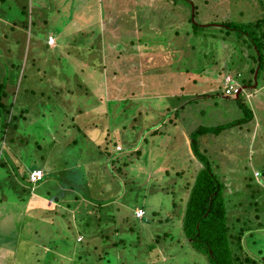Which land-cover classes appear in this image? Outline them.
I'll return each mask as SVG.
<instances>
[{
  "label": "rangeland",
  "instance_id": "obj_1",
  "mask_svg": "<svg viewBox=\"0 0 264 264\" xmlns=\"http://www.w3.org/2000/svg\"><path fill=\"white\" fill-rule=\"evenodd\" d=\"M147 6L161 17L144 20ZM0 17V82L6 98L14 93L10 113L26 120L12 146L4 134L7 148L0 142V264H206L181 220L187 186L203 167L189 150L201 128L199 152L232 193L231 227L250 221L240 254L264 264V211L249 203L264 178V54L260 69L241 30L258 31L264 0H4ZM87 25L88 38L76 31ZM12 31L22 36L14 56L5 40ZM77 42L85 54L72 48ZM228 75L249 91L226 98ZM71 118L84 130L68 129ZM101 160L97 189L96 179L88 183L97 209L72 202L57 173L76 169L85 182ZM35 167L45 179L27 187ZM42 196L58 200L56 213L49 203L37 208Z\"/></svg>",
  "mask_w": 264,
  "mask_h": 264
},
{
  "label": "trees",
  "instance_id": "obj_2",
  "mask_svg": "<svg viewBox=\"0 0 264 264\" xmlns=\"http://www.w3.org/2000/svg\"><path fill=\"white\" fill-rule=\"evenodd\" d=\"M0 2L4 3V0H0ZM37 13V12H36ZM153 14V12H152ZM40 14H38L39 16ZM158 19L161 15H158ZM195 16L193 12V17ZM168 16H165L164 19H167ZM5 22V18L0 17V23ZM44 23V22H43ZM234 23H228L227 26L232 29ZM256 29L258 31L254 33H247L244 28V34H246V42L248 46L254 47L256 53V57L253 55L254 63L258 60L261 69V59L264 54V18H260L256 21ZM234 28V27H233ZM233 30V29H232ZM195 31V29L193 30ZM13 33V31H12ZM239 34V29L236 32ZM248 34V35H247ZM49 37V36H48ZM47 37V38H48ZM12 38V37H11ZM11 38L6 36L5 40L9 42ZM56 43V41H55ZM73 46L72 48L82 50V54H85L87 50L80 46L79 43ZM80 46V47H79ZM53 50L56 47L52 48ZM85 60L86 57H83ZM91 63V59L89 61ZM250 73L253 75L254 69L251 68ZM58 75L57 79L60 80L59 73H54V75ZM61 81V80H60ZM65 82V79L63 80ZM251 84V82L249 83ZM7 87L5 81L0 82V142L3 143V147L7 148V141L5 144V137L3 134L8 138V145L12 146L14 142L13 133L20 131V129L25 128V114L23 112H19L18 114L10 113V108L14 109V101L12 103L11 98L14 95L13 91L11 92V97H7ZM66 90V87H63ZM69 92V90H68ZM70 93V92H69ZM71 95V94H70ZM4 98L6 100L4 101ZM108 105V102L106 103ZM243 104L240 103V106ZM250 110V109H249ZM245 111L247 116V121L252 118L251 110ZM81 111V109H80ZM10 114V115H9ZM169 114L166 113L164 118H166ZM7 117L8 121H7ZM169 118L166 120L165 125H169L171 121L174 119L173 116H168ZM163 118V119H164ZM164 121V120H163ZM72 124L68 126L69 128H78L81 127L76 119L71 118ZM21 125V127H20ZM82 128V127H81ZM83 129V128H82ZM222 128L214 129L210 132L209 135L212 133H221ZM84 130V129H83ZM207 129L201 128L198 131L191 132L190 138V148L192 149L193 155L195 158L202 163L203 167L197 171L195 179L192 185L187 186V190H189L188 198L185 203V207L182 213V231L183 236L187 240V245L190 246L192 251L200 254L202 257L205 258L206 264H261V260H257L253 257H250L246 254L241 256L240 252L242 250V242L243 237L245 234L251 231V229H246L245 227L248 226L250 222L247 223L246 226L239 227V230L235 231L231 226L230 222L228 221V215L226 210V199L225 194L228 195V204L231 203L233 197L232 193H227L225 183L218 179L216 174L213 172V169L203 156L201 152H199L197 141L195 140L196 137L199 135H203V133ZM157 131V130H156ZM160 132L163 138L168 137L167 132ZM26 136V135H25ZM24 141L22 138L20 142ZM121 152V151H120ZM101 153H104L101 151ZM104 155V154H103ZM0 166H3L2 161H0ZM102 163L98 166L97 173L94 171L91 173L90 177L86 178L85 182L81 180L78 181V177L76 173L78 170L76 169H64L60 170L57 174H63L61 176L64 179L63 184V191L69 193V197L71 196L72 202H76L81 200L83 203H90L91 208L97 209V203L92 202V198L96 196H91V188L88 183L91 180H95L92 184V188H96V182H99V172L106 170L105 168V160H101ZM125 165V163H123ZM80 168V167H79ZM33 168L28 170L31 171ZM70 173V176L68 174ZM88 173V172H87ZM48 176V175H47ZM46 176V177H47ZM68 176V177H67ZM95 177V178H92ZM264 176V173H263ZM262 176V177H263ZM67 177V179H65ZM23 178V177H22ZM26 178V176H25ZM261 181H257L256 185L261 187L262 190H255L250 192V205L254 206V212L260 213L264 211V178L260 179ZM85 183V184H84ZM84 184V185H83ZM83 185V186H82ZM99 186V185H98ZM90 188V189H89ZM62 191V192H63ZM95 191V189H94ZM73 195V196H72ZM55 203H58V200L54 199ZM234 201V200H233ZM70 207V204H68ZM58 206H54L53 212L57 211ZM64 215L61 216L63 218ZM238 219V218H236ZM239 221V220H237ZM248 231V232H246ZM252 236V234H250ZM180 242V241H179Z\"/></svg>",
  "mask_w": 264,
  "mask_h": 264
},
{
  "label": "crops",
  "instance_id": "obj_3",
  "mask_svg": "<svg viewBox=\"0 0 264 264\" xmlns=\"http://www.w3.org/2000/svg\"><path fill=\"white\" fill-rule=\"evenodd\" d=\"M82 2H85V0H81ZM22 6V5H21ZM31 7V11H32V5L30 6ZM23 8H25V7H23ZM80 10L82 11L83 9L80 7ZM152 12H153V15H157V17H159L158 15L159 14H161L162 12L159 10V9H154L153 11L150 9V7L149 6H147L146 8H145V10L142 12V18L144 19V20H146V21H148L149 19H151V14H152ZM134 16V15H133ZM101 17V16H100ZM165 17V16H164ZM134 18H135V16H134ZM46 23L44 22V25H45ZM88 28H89V26L87 25L83 30H80V28H78L76 31L79 33V32H83L82 34H81V36H83V37H86V38H88V33L91 31V28H90V31H88ZM45 29V28H44ZM55 29V27L53 26V28L51 29V31H53ZM13 36H12V38H11V40L9 41V42H7L6 43V45L7 46H11L12 48L10 49V48H8L7 47V49H8V51H9V55H11V56H14L16 53H17V51L19 50V48H20V46H21V44H22V36H20V32H13ZM49 37H52L53 39H54V44H55V38L52 36V35H49ZM48 39V38H47ZM47 43V42H46ZM48 44V43H47ZM48 46V45H47ZM84 48H86L87 46H83ZM97 51V50H96ZM257 86V85H256ZM191 134V133H190ZM37 168V167H36ZM26 179H27V181H28V185H27V187L29 186V187H31V186H34L35 187V185H33V184H31L30 183V181H29V179L26 177ZM23 180H25L24 178H23ZM38 187V186H37ZM35 196H37V194L35 193ZM39 197V196H38ZM43 197V196H42ZM44 199H42V200H38L37 198H35L36 199V206H37V208L38 209H41L45 204H50V205H52L53 207L54 206H58V204L57 203H55V201L53 200H51V199H49V197H43ZM10 216V215H9ZM9 216H6V218H4V220H6V221H8V219H9ZM10 223V222H9ZM8 247V246H7ZM11 248H13V246H11Z\"/></svg>",
  "mask_w": 264,
  "mask_h": 264
},
{
  "label": "built area",
  "instance_id": "obj_4",
  "mask_svg": "<svg viewBox=\"0 0 264 264\" xmlns=\"http://www.w3.org/2000/svg\"><path fill=\"white\" fill-rule=\"evenodd\" d=\"M48 45H54V39L52 37L48 38ZM238 83L237 79L232 76H226L224 79V94L226 96H233L240 94L242 91V86ZM30 182L35 184L42 179V172L39 170L32 171L29 175ZM135 218L142 219L144 216V211L140 208L135 209L134 211ZM81 238H78V241Z\"/></svg>",
  "mask_w": 264,
  "mask_h": 264
},
{
  "label": "clouds",
  "instance_id": "obj_5",
  "mask_svg": "<svg viewBox=\"0 0 264 264\" xmlns=\"http://www.w3.org/2000/svg\"><path fill=\"white\" fill-rule=\"evenodd\" d=\"M49 38V37H48ZM47 42H48V39H47ZM54 45H56V43L54 44ZM49 47H51L52 48V46H49ZM228 76H231V75H228ZM225 79V78H224ZM224 81V80H223ZM224 83V82H223ZM243 88H242V91L240 92V93H243V92H245V89H244V87H249V86H242ZM238 95H240V94H238ZM228 97H230V96H228ZM190 147V146H189ZM122 148V147H121ZM120 147H115V149H116V151H120V149H121ZM190 152H191V154L193 155V152H192V149L190 148ZM194 156V155H193ZM194 158H195V156H194ZM35 170H39V171H41L42 172V179L39 181V182H37V183H35V184H33V183H31V184H33V185H35V186H38V185H40L41 184V182H43L44 181V179H45V173H44V171L41 169V168H33L31 171H29V173L27 174V178L29 179V175H30V173L32 172V171H35ZM255 175H258L259 176V174L258 173H255ZM29 181H30V179H29ZM137 209V208H136ZM141 209V208H140ZM143 210V209H142ZM135 211V210H134ZM135 216V215H134ZM144 217V216H143ZM137 219V218H136ZM139 220H141V219H139ZM80 238V237H79Z\"/></svg>",
  "mask_w": 264,
  "mask_h": 264
},
{
  "label": "water",
  "instance_id": "obj_6",
  "mask_svg": "<svg viewBox=\"0 0 264 264\" xmlns=\"http://www.w3.org/2000/svg\"><path fill=\"white\" fill-rule=\"evenodd\" d=\"M257 74V72H256ZM256 74L253 73V76H254V82H255V85L254 86H250L251 88H255V86L257 85V81H256ZM245 90H247V92L249 91V89H247L246 87H244ZM226 98H230L228 96H225ZM235 99H239V95H235L233 96ZM189 150H190V147H189Z\"/></svg>",
  "mask_w": 264,
  "mask_h": 264
},
{
  "label": "flooded vegetation",
  "instance_id": "obj_7",
  "mask_svg": "<svg viewBox=\"0 0 264 264\" xmlns=\"http://www.w3.org/2000/svg\"><path fill=\"white\" fill-rule=\"evenodd\" d=\"M212 135V134H211ZM198 144V143H197ZM214 172V171H213ZM220 179V178H219Z\"/></svg>",
  "mask_w": 264,
  "mask_h": 264
}]
</instances>
